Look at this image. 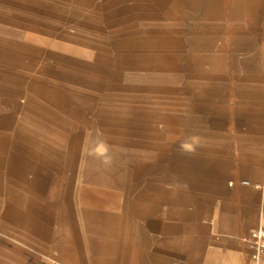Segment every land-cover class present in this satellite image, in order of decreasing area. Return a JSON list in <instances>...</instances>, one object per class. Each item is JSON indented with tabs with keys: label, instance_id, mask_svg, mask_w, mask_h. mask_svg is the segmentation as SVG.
<instances>
[{
	"label": "rangeland",
	"instance_id": "obj_1",
	"mask_svg": "<svg viewBox=\"0 0 264 264\" xmlns=\"http://www.w3.org/2000/svg\"><path fill=\"white\" fill-rule=\"evenodd\" d=\"M120 3L0 0V100L5 103H0V130L8 121L12 133L9 126L20 109L46 102L49 94L62 107L76 109L55 107L71 127H47L49 144L63 153H47L46 162L37 163L36 177L24 162L10 172L4 166L11 151L16 153L9 144L15 136L9 133L0 150V198L5 195L17 211L9 224L0 203L3 262L219 264L225 256L196 249L206 246L207 224L195 185L204 180L205 163L228 154L231 142L239 153L236 143L250 140L245 132L255 126L264 130V70L231 69L245 54L232 49L237 27L225 11L198 18L206 8L202 3L178 16L170 2L155 0L154 11L126 21ZM163 18L172 24L160 27L155 21ZM197 19L199 26L193 23ZM178 20L182 34L174 33ZM256 26L264 29L260 21L251 32ZM189 28L202 34L194 58L184 55ZM180 50L181 65L173 57ZM164 51L170 54L165 60L159 56ZM217 54L226 62L216 72L206 61L194 64L195 58ZM17 141L24 147L20 160L44 155L36 142L32 147ZM126 200L138 207L127 212ZM57 214L68 215L75 227H62ZM154 222L158 227H151ZM59 230L74 237L64 247H51L44 234ZM176 234L180 251L173 252ZM244 255L242 248L226 262L244 264Z\"/></svg>",
	"mask_w": 264,
	"mask_h": 264
},
{
	"label": "crops",
	"instance_id": "obj_2",
	"mask_svg": "<svg viewBox=\"0 0 264 264\" xmlns=\"http://www.w3.org/2000/svg\"><path fill=\"white\" fill-rule=\"evenodd\" d=\"M119 1H121L120 10H122V13H127L125 17L126 21L131 18L138 19L143 12L154 11L155 0ZM161 1L162 0H160V2ZM163 2H170V8L179 11L178 16H180V14L195 12L197 7L202 3L205 4L206 8L198 18H203L204 20L208 19V17L212 14L214 15L218 10L227 12V16L229 19H233L232 22L235 23L237 27V30L231 33V37L235 39L232 49L238 52L243 51L245 54V57L240 59L237 66L231 62L232 58H229L228 62H231V69L245 68L264 70V29H260L256 26L251 32L250 28L253 23L261 21L264 24V20H262L263 14L261 13L264 11V0H163ZM155 22L164 25L160 27L165 28L172 24V21L168 22L166 18ZM193 23L195 26L200 25L198 19L195 21L193 20ZM173 26L177 28L174 33L182 34L183 29L180 20ZM189 30L191 32L186 38L187 50L184 51V55L194 58L196 57L197 41L202 34L200 35V32L195 28H189ZM228 33L230 34V31H228ZM169 55L170 54L165 51L159 54L161 59L164 60L168 58ZM220 55L221 54L205 56L206 58L202 56L200 58H195L194 64L198 67L202 61H206L209 64V71L216 72L222 67H225L226 61L223 55ZM173 57H175V61L178 64H182L181 57H183V53L181 50L180 52L174 53ZM212 88L213 86L208 89V93ZM41 97H46V102L43 101V103H40L37 101L36 104H33V107L28 103L20 109L19 118L9 126V129L12 127V133L8 132L6 129L8 121L3 123L2 129L0 130V150H5L7 147L10 134H12V138L15 136L16 139H11L9 143L10 145H14L16 153L11 151L9 160L4 162V166L7 165L8 172L13 170L19 162H24L23 164L27 169L35 171L34 175L36 177L38 164L40 162H46L47 153L54 157H60L63 153V151H59L55 147L54 142H50L49 144L48 139H50V137H48L49 131L47 127L51 129L55 126V128H57L61 123H64L67 127L69 125L70 128V123L54 110L55 107H59L62 110L65 108V112H75L76 109L69 107V105L62 107L59 105L62 103L56 101V98L52 99L50 94L48 99L47 95L44 97L42 94ZM47 101H49L50 104H48ZM0 103L5 107L3 101L0 100ZM15 103V100H13L10 104L14 105ZM248 113L253 116L256 115V113H251V111H248ZM88 124L94 125L92 121H89ZM33 125H38L39 127L33 130ZM63 128L68 130L65 126ZM255 128L258 130L260 127L257 128L255 126ZM257 130L245 132L251 135L247 137L250 139L249 141L236 143L239 153L233 152L235 143L231 142L229 144L228 154L223 153L221 159H213L211 163L209 161L206 162L205 174L203 175L204 180L196 182L198 184L195 185V189L198 192L197 195H199V197L200 195L202 196V199L199 200L202 208L200 211L203 215L205 224H207L204 234L206 246H197L196 249L199 252L204 249L207 254H224L225 256L219 259V264H228L226 262V256L236 252L238 253L242 248L245 249L244 257L246 258L247 246L245 238L248 236L250 229L264 226V130ZM98 133L99 132L96 131V134ZM98 136L101 137L102 135L98 134ZM18 138L25 141L28 145L31 144L32 147L36 142L40 150L44 152V155L35 154L33 155V159L30 157L29 159L26 158L24 161L20 160L19 153L24 150V147L21 141H17L19 140ZM63 140L66 141V139ZM14 156L17 157L18 161L15 160V163H12V159H15ZM35 158L38 161L35 160ZM85 177L89 178V174L85 175ZM98 178L102 182L108 180L103 176H98ZM68 179L71 180V176L68 177ZM84 188L85 187H83L81 194H86ZM3 196L4 198H0L3 216L5 219L9 217L11 221L9 224H13L16 219L15 214H17V211L12 202L5 199V195ZM137 207L138 206L130 200H126L123 203V208L127 212H131ZM83 210L84 209H80V212L83 213ZM65 215L66 214H57L56 219L59 224L64 228L70 227V225L75 227L76 224L72 218ZM51 216L54 218V215ZM122 226H124L122 237L125 238L127 222H124ZM142 227L144 228V224L138 227L139 230H143ZM151 227H158V222L152 223ZM202 233L203 232H201V234ZM44 235L45 242L51 247L57 248V245L63 246L67 242H71L74 237L73 233L60 230L57 233L51 232L50 234L45 233ZM177 237L178 235L176 234L171 238V249L173 252L180 251L178 246L179 242L176 241ZM159 239H161L160 236ZM62 250L65 251L64 248H62ZM0 264L8 263L3 262L0 258ZM262 264H264V261Z\"/></svg>",
	"mask_w": 264,
	"mask_h": 264
},
{
	"label": "built area",
	"instance_id": "obj_3",
	"mask_svg": "<svg viewBox=\"0 0 264 264\" xmlns=\"http://www.w3.org/2000/svg\"><path fill=\"white\" fill-rule=\"evenodd\" d=\"M245 241L247 253L244 264H261L264 261V226L250 229Z\"/></svg>",
	"mask_w": 264,
	"mask_h": 264
}]
</instances>
